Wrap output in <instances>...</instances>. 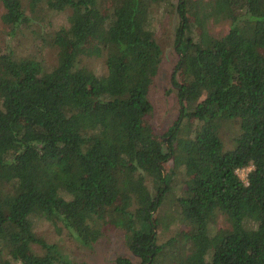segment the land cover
I'll use <instances>...</instances> for the list:
<instances>
[{
    "label": "trees",
    "instance_id": "1",
    "mask_svg": "<svg viewBox=\"0 0 264 264\" xmlns=\"http://www.w3.org/2000/svg\"><path fill=\"white\" fill-rule=\"evenodd\" d=\"M162 1L110 0L104 9L100 0H0L13 31L44 5L68 10L51 35L54 65L0 50V264H92L38 235L37 217L87 247L103 224L120 228L140 264H155L153 216L171 188L169 160L172 173L183 171L176 211L192 244L179 264H264V0L177 1L171 78L180 112L166 140L146 121L162 60L150 15ZM210 20L227 21L228 32L212 36ZM103 52L105 73L82 64ZM186 119L197 122L191 137L179 136ZM230 120L238 133L226 149L220 131ZM249 166L244 181L237 170ZM219 215L227 225L211 233Z\"/></svg>",
    "mask_w": 264,
    "mask_h": 264
},
{
    "label": "rangeland",
    "instance_id": "2",
    "mask_svg": "<svg viewBox=\"0 0 264 264\" xmlns=\"http://www.w3.org/2000/svg\"><path fill=\"white\" fill-rule=\"evenodd\" d=\"M177 1L166 0L153 5L150 15V28L162 49V60L149 89L148 97L152 104V111L146 116V121L152 127L153 133L164 140L167 139V130L177 120L180 112L177 89L173 86L171 78L172 71L179 59L175 49L176 29L179 25L176 10ZM100 3L104 9H109L110 0H100ZM45 7L44 5L35 14H31L32 19L29 24L22 25L13 31L1 20L4 8L0 2V50L10 46L16 53L35 54L48 65H54L57 48L50 45L51 35L60 25L66 24L68 10L52 12ZM193 22L196 26L195 31L199 32L198 19L193 20ZM207 29L212 36L221 37L228 32L229 23L210 20L207 23ZM81 62L97 74L106 72L105 52L98 56H83ZM176 80L179 83L186 82L184 75L180 72L176 73ZM196 126V121L184 120L179 136H193ZM237 133L238 125L234 120L226 121L222 125L220 137L226 149L234 148V137ZM173 167L172 160L164 165L165 173L172 176L171 188L165 194L161 205L153 216L157 221V243L161 246L155 264H179L178 260L183 253L192 247L191 242L187 240L189 228L186 223L178 218L176 211V198L180 194L183 171L177 169L175 173H172ZM250 169V166L241 168L237 174L245 181ZM226 225L225 219L221 215L217 216L215 222L210 224L211 233ZM34 230L47 242L57 244L64 255L75 261L107 264L121 256L128 258L132 264H140V260L126 246L123 230L117 227L103 224L102 235L90 247L77 242L60 224H53L45 218L37 217L34 219ZM174 239V242L168 243L169 240Z\"/></svg>",
    "mask_w": 264,
    "mask_h": 264
},
{
    "label": "built area",
    "instance_id": "3",
    "mask_svg": "<svg viewBox=\"0 0 264 264\" xmlns=\"http://www.w3.org/2000/svg\"><path fill=\"white\" fill-rule=\"evenodd\" d=\"M238 170H240V169H238ZM238 170H237V172H238Z\"/></svg>",
    "mask_w": 264,
    "mask_h": 264
}]
</instances>
